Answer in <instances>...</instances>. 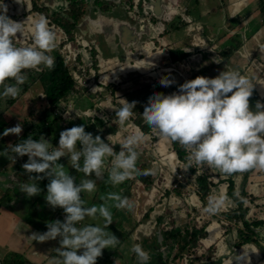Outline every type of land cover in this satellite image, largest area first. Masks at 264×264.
I'll use <instances>...</instances> for the list:
<instances>
[{"label": "flooded vegetation", "instance_id": "af4514ba", "mask_svg": "<svg viewBox=\"0 0 264 264\" xmlns=\"http://www.w3.org/2000/svg\"><path fill=\"white\" fill-rule=\"evenodd\" d=\"M4 5L14 21L43 16L56 33L48 53L54 66L27 70L19 95L0 97V114L22 125L15 138L43 135L55 148L62 131L82 125L118 153L137 129L146 137L136 149L139 173L113 187L105 182L107 157L104 179L82 194L86 207H99L109 192L134 205L117 210L107 202L113 222L105 230L121 243L104 249L97 264H139L131 251L137 244L149 253L148 264H264V171L224 175L186 167V151L161 139L142 117L151 95L176 93L188 80L224 70L251 82L252 111L264 103V0H0V10ZM28 27L16 46L31 45ZM165 77L173 81L168 87L160 84ZM124 100L137 103L121 127L114 118ZM59 163L77 183L88 178L68 157ZM221 192L223 206L206 212L209 198ZM89 224L103 226V220L86 218L78 227ZM16 255L15 264H29Z\"/></svg>", "mask_w": 264, "mask_h": 264}, {"label": "clouds", "instance_id": "9594fccd", "mask_svg": "<svg viewBox=\"0 0 264 264\" xmlns=\"http://www.w3.org/2000/svg\"><path fill=\"white\" fill-rule=\"evenodd\" d=\"M7 12L4 5L0 10V85H3L0 97L15 98L20 93L19 86L26 82L27 70L51 69L54 66V58L48 53L56 47V33L43 16L21 23L11 19ZM25 23L29 25L32 43L30 46H16L14 39L18 34L23 36ZM214 62L222 61L216 58ZM9 80L15 83L6 84ZM172 83L166 77L160 80L164 87ZM253 90L251 82L237 71L224 70L215 78L198 76L180 85L176 93L151 95L142 117L161 139L177 143L186 151V167L206 166L224 175L264 171V103L257 101L256 110L250 109ZM124 101L115 109L114 121L121 127L131 118L137 103ZM22 131V125L17 124L6 128L2 135L19 136ZM145 139L137 129L120 143L121 150L117 153L110 143L99 135L93 137L81 125L62 131L59 146L55 148H50V142L43 135L39 140L30 135L26 140L11 145L10 149H4L6 157L11 151L13 162L17 157H28L22 168L29 182L21 185V192L28 198L39 195L38 181L48 178L45 200L53 210L61 208L65 213L63 222L58 219L48 222L46 232L31 235L40 243L59 238L60 247L55 249L57 255L50 259L49 264H97L104 249H115L121 243L116 235L105 230L113 222L107 202L112 201L111 207L117 210H131L133 203L119 193L109 192L102 197L105 203L99 207H86L82 194L93 193L96 181L104 179L107 157H112V160L105 182L113 187L139 173L136 149ZM107 140L111 141V135ZM62 157H68L70 166L88 178L77 183L76 178L59 163ZM93 175L95 179L91 178ZM223 204L221 192L219 196L209 198L205 211L214 214ZM86 218L102 219L103 226L89 224L78 227ZM131 251L139 264H148L150 255L142 246L134 245Z\"/></svg>", "mask_w": 264, "mask_h": 264}, {"label": "water", "instance_id": "95a60500", "mask_svg": "<svg viewBox=\"0 0 264 264\" xmlns=\"http://www.w3.org/2000/svg\"><path fill=\"white\" fill-rule=\"evenodd\" d=\"M15 105V104H14ZM7 114H0V202L1 199L4 196L10 195L11 198L17 200H30L32 206H35L36 204L40 206V208L48 207L47 211V219H44L42 217V220L38 219L36 216V213L29 214V217L31 221L37 223L40 225L41 233L44 231H47V223L52 222L55 220H61L65 219V213L63 209L59 208V213L57 216H54V210L47 204L45 200V196L47 194V190H44L42 193H40L37 196H34L32 198H28L24 193L21 192V185L29 182L28 181V175L25 173V170L22 168V165L27 162L28 157H17L16 161L13 162L10 157L13 155L11 151L7 153V157L5 156V153L3 152L4 149H10L11 145H16L20 143L23 140H26L24 137H17L15 138L14 134H10L8 136H3V132L6 128L14 127L15 125L12 123V120L7 121L6 117ZM36 175V174H33ZM43 175V174H40ZM41 182L43 183V187L47 188V184L49 183L48 178H44L40 181H38V185L40 186ZM10 193V194H9ZM32 210V209H31ZM49 217L51 219L49 220ZM63 222V220H62ZM54 241V240H53ZM53 241L48 242V248L45 256V262H49L52 257H55L56 254V248L60 247L59 244V238H57V242L54 244ZM102 257V256H101ZM11 256L2 258L0 257V264H8V259H10ZM99 259V258H98ZM98 261V260H97ZM49 264V263H48Z\"/></svg>", "mask_w": 264, "mask_h": 264}, {"label": "crops", "instance_id": "0c3cea01", "mask_svg": "<svg viewBox=\"0 0 264 264\" xmlns=\"http://www.w3.org/2000/svg\"><path fill=\"white\" fill-rule=\"evenodd\" d=\"M39 228L40 225L31 221L29 215H24L22 208L18 209L15 199L4 196L0 202V257L20 254L29 264H48L44 254L50 241L40 243L31 238L34 232L41 233Z\"/></svg>", "mask_w": 264, "mask_h": 264}, {"label": "rangeland", "instance_id": "374dc122", "mask_svg": "<svg viewBox=\"0 0 264 264\" xmlns=\"http://www.w3.org/2000/svg\"><path fill=\"white\" fill-rule=\"evenodd\" d=\"M43 183L41 182V184H40V188H41V193L44 191V190H47V188L46 187H43V185H42ZM15 202H18V209H21L22 208V210H23V212H24V215L25 216H28L29 214H31V213H36V217L38 218V219H40V220H42V217L44 218V219H47V214H48V207H46L45 206V208L43 209V208H40V206L39 205H35V206H32V204H31V201L30 200H20V199H18L17 201L15 200ZM31 209H32V212H31ZM59 208H56L55 210H54V216H57V214L59 213ZM51 219V217H49V220ZM64 221V218L63 219H61L60 221Z\"/></svg>", "mask_w": 264, "mask_h": 264}, {"label": "trees", "instance_id": "16d2710c", "mask_svg": "<svg viewBox=\"0 0 264 264\" xmlns=\"http://www.w3.org/2000/svg\"><path fill=\"white\" fill-rule=\"evenodd\" d=\"M17 255L15 254V255H13V256H11V258L10 259H8V264H15V258H17L16 257ZM20 257V256H19ZM21 258V257H20Z\"/></svg>", "mask_w": 264, "mask_h": 264}]
</instances>
